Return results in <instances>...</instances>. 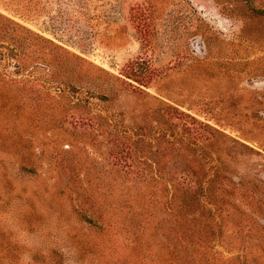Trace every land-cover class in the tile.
Instances as JSON below:
<instances>
[{"label": "rangeland", "instance_id": "1", "mask_svg": "<svg viewBox=\"0 0 264 264\" xmlns=\"http://www.w3.org/2000/svg\"><path fill=\"white\" fill-rule=\"evenodd\" d=\"M0 46V264H264V0H0Z\"/></svg>", "mask_w": 264, "mask_h": 264}, {"label": "trees", "instance_id": "2", "mask_svg": "<svg viewBox=\"0 0 264 264\" xmlns=\"http://www.w3.org/2000/svg\"><path fill=\"white\" fill-rule=\"evenodd\" d=\"M0 55H1V59H6L7 62H10L14 56L10 53L9 49L6 48L5 46H0ZM144 62H139V61H132L130 63L129 66V70H131V72L129 74H132L134 77L136 78H141L140 80H142L144 78V72H146L145 70H141L139 71L138 68H143V66H141ZM143 72V73H141Z\"/></svg>", "mask_w": 264, "mask_h": 264}]
</instances>
